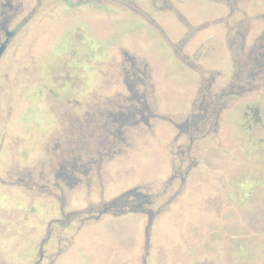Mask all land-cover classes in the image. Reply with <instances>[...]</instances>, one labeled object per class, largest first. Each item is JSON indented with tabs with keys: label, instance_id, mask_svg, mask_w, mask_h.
<instances>
[{
	"label": "rangeland",
	"instance_id": "1",
	"mask_svg": "<svg viewBox=\"0 0 264 264\" xmlns=\"http://www.w3.org/2000/svg\"><path fill=\"white\" fill-rule=\"evenodd\" d=\"M2 23L0 260L264 264V0H0ZM132 190L144 210L82 224Z\"/></svg>",
	"mask_w": 264,
	"mask_h": 264
},
{
	"label": "flooded vegetation",
	"instance_id": "2",
	"mask_svg": "<svg viewBox=\"0 0 264 264\" xmlns=\"http://www.w3.org/2000/svg\"><path fill=\"white\" fill-rule=\"evenodd\" d=\"M6 13L7 12H3L2 15L5 16ZM4 26L5 25H3V23H2V25L0 27V47L5 45L6 48H5V51H4V53H3V55H2V57L0 59V63H1V60H2L3 56L8 51V48H9L10 43H11V40L17 34L15 30H10L8 27H4ZM133 65H135V64H133ZM134 69L135 68L132 67V72H133V75L135 76L134 80L138 81L139 78H137V72ZM1 73L2 72H0V74ZM129 83H128V85L131 86ZM139 112H140V114H142L141 110ZM111 117L112 118H111L110 122L113 125H115L116 123L121 125L123 121L127 120V119H124V118H116L114 116H111ZM130 117H131V115H130ZM88 171H89V168L80 169V166L77 163H75V162L71 163V164H67L66 163V164L61 165V168L58 171H56V173L54 174V179L56 181H63L66 184L69 183L68 185H70V187H72L73 184H77L78 182L81 181L77 177V173L86 174ZM54 185L56 187H60L58 185V183H56ZM126 193H125L126 195L124 194L121 198H118V199H116L114 201H110L109 203H107L104 206V209L102 211L98 212L97 214H92L91 213L90 216L82 219L81 220L82 224H84L88 220L101 219L103 217V215L108 214V213H118V214L120 213L121 214L125 210H127L129 207H131L130 210H132V212H135V210H137V208H139V211L140 210H144L143 208H145V206H146L145 203H147L145 195H143L141 192H135V190L128 191ZM40 261H43V259L41 258L40 260H38L37 264H39ZM0 264H5V263H0Z\"/></svg>",
	"mask_w": 264,
	"mask_h": 264
},
{
	"label": "water",
	"instance_id": "3",
	"mask_svg": "<svg viewBox=\"0 0 264 264\" xmlns=\"http://www.w3.org/2000/svg\"><path fill=\"white\" fill-rule=\"evenodd\" d=\"M5 48H6L5 45H3V46L0 47V59H1V57H2V55H3V53H4V51H5ZM126 194H127V193H126ZM126 194H125V195H126Z\"/></svg>",
	"mask_w": 264,
	"mask_h": 264
},
{
	"label": "trees",
	"instance_id": "4",
	"mask_svg": "<svg viewBox=\"0 0 264 264\" xmlns=\"http://www.w3.org/2000/svg\"><path fill=\"white\" fill-rule=\"evenodd\" d=\"M146 202H147V203H145V205H146L145 207H147V205L151 203V201H149V200H147ZM135 212H137V213L140 212V211H139V208H137V210H135ZM146 213H147V212H146ZM148 213H150V212H148Z\"/></svg>",
	"mask_w": 264,
	"mask_h": 264
},
{
	"label": "crops",
	"instance_id": "5",
	"mask_svg": "<svg viewBox=\"0 0 264 264\" xmlns=\"http://www.w3.org/2000/svg\"><path fill=\"white\" fill-rule=\"evenodd\" d=\"M0 263H5V262H4V259L0 260ZM81 264H82V263H81Z\"/></svg>",
	"mask_w": 264,
	"mask_h": 264
}]
</instances>
